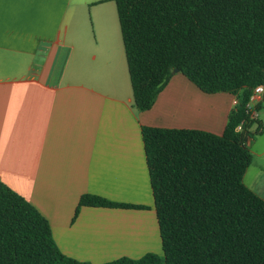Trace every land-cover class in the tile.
Instances as JSON below:
<instances>
[{
  "label": "crops",
  "instance_id": "crops-1",
  "mask_svg": "<svg viewBox=\"0 0 264 264\" xmlns=\"http://www.w3.org/2000/svg\"><path fill=\"white\" fill-rule=\"evenodd\" d=\"M235 97L178 71L141 112L115 0H0V182L48 220L68 257L162 255L142 127L222 134ZM259 109L244 183L264 198V98ZM86 194L145 208L79 207Z\"/></svg>",
  "mask_w": 264,
  "mask_h": 264
},
{
  "label": "trees",
  "instance_id": "trees-1",
  "mask_svg": "<svg viewBox=\"0 0 264 264\" xmlns=\"http://www.w3.org/2000/svg\"><path fill=\"white\" fill-rule=\"evenodd\" d=\"M115 1L139 111L152 108L176 68L202 91L239 103L222 134L142 127L163 254L103 264H264V198L244 183L256 134L250 121L238 130L253 89L264 85V0ZM82 205L145 208L88 194ZM0 264L93 263L64 255L48 220L0 182Z\"/></svg>",
  "mask_w": 264,
  "mask_h": 264
},
{
  "label": "built area",
  "instance_id": "built-area-1",
  "mask_svg": "<svg viewBox=\"0 0 264 264\" xmlns=\"http://www.w3.org/2000/svg\"><path fill=\"white\" fill-rule=\"evenodd\" d=\"M263 98H264V85H258L253 89L250 99L245 106L248 119L247 121H242L239 124L238 130H243L246 122L256 121L260 119L259 104ZM238 103L239 100L237 97H235L234 106H236Z\"/></svg>",
  "mask_w": 264,
  "mask_h": 264
},
{
  "label": "rangeland",
  "instance_id": "rangeland-1",
  "mask_svg": "<svg viewBox=\"0 0 264 264\" xmlns=\"http://www.w3.org/2000/svg\"><path fill=\"white\" fill-rule=\"evenodd\" d=\"M251 177V176H250ZM248 176L246 177V181H248ZM258 187H261V189H264V177L262 178L261 182L258 183Z\"/></svg>",
  "mask_w": 264,
  "mask_h": 264
},
{
  "label": "water",
  "instance_id": "water-1",
  "mask_svg": "<svg viewBox=\"0 0 264 264\" xmlns=\"http://www.w3.org/2000/svg\"><path fill=\"white\" fill-rule=\"evenodd\" d=\"M179 71V69L178 68H176L175 70H174V72H178Z\"/></svg>",
  "mask_w": 264,
  "mask_h": 264
}]
</instances>
